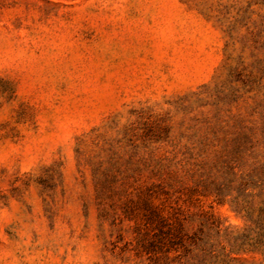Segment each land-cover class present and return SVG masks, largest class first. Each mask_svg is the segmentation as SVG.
<instances>
[{
	"label": "rangeland",
	"instance_id": "1",
	"mask_svg": "<svg viewBox=\"0 0 264 264\" xmlns=\"http://www.w3.org/2000/svg\"><path fill=\"white\" fill-rule=\"evenodd\" d=\"M262 182L264 0H0V264H264Z\"/></svg>",
	"mask_w": 264,
	"mask_h": 264
},
{
	"label": "trees",
	"instance_id": "2",
	"mask_svg": "<svg viewBox=\"0 0 264 264\" xmlns=\"http://www.w3.org/2000/svg\"><path fill=\"white\" fill-rule=\"evenodd\" d=\"M261 188H264V182L261 183ZM244 189V188H243ZM224 193H222L221 191L219 193H216V195H214V200H216L217 202H222L223 201V195ZM232 203H236L237 202V199L236 197H233V199L230 201ZM146 208L148 210V214L146 216V220L147 221H150L155 219L157 221H159V224L160 222L164 221V218L162 215H160L159 211L157 210V207L156 206H153L150 202H146ZM234 209L237 211V212H241L243 211V215L245 217H248L249 215V212H248V208L245 207V206H240L239 208L235 207L234 206ZM168 232H163V230H161V228L158 229V233L156 234V236H158L159 238V241H161V238H163L164 236H167ZM182 241H180L181 243Z\"/></svg>",
	"mask_w": 264,
	"mask_h": 264
}]
</instances>
